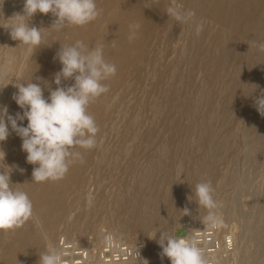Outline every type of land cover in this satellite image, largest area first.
Listing matches in <instances>:
<instances>
[{
  "label": "rangeland",
  "instance_id": "1",
  "mask_svg": "<svg viewBox=\"0 0 264 264\" xmlns=\"http://www.w3.org/2000/svg\"><path fill=\"white\" fill-rule=\"evenodd\" d=\"M163 1L165 20L153 28L149 2L137 7L133 1L129 21H117L112 28L116 38L105 43L104 58L117 67L115 83L88 108L92 116L99 108L97 144L81 149L89 154L83 182L66 188L51 247L66 237L98 263L106 232L145 247L138 261L126 264H171L161 258V248L152 247V238L160 229L183 236L187 229L207 225V210L199 207L193 193L197 183L210 181L214 198L223 205L215 210L221 230L234 234L237 245L235 254L218 264H264V116L255 104L264 95V49L186 0ZM170 6L191 12V20L177 22L166 12ZM23 8L24 0H0V25L12 23L10 18L23 14ZM54 19L51 13L37 12L29 21L30 26L45 28L43 45L31 59L0 26V61L9 52L16 58L0 79V107L7 106L10 115L22 112L12 99L18 91L10 83L14 76L22 73L25 83L33 77L46 98L57 87L51 79L62 67L56 54L61 46L74 44L80 26L47 29ZM106 21L104 17L99 22V32ZM200 22L204 27L197 35ZM133 23L140 28L130 41ZM72 83L67 80L62 86ZM18 123L27 126V120ZM9 130L8 139L0 142L6 153L0 170L12 166L11 187L29 195L28 179L15 168L11 147L20 137L10 125ZM40 184L34 183V193H40ZM185 208L189 215H184ZM55 210L54 203L47 208L49 213ZM135 215L150 220L146 233L134 230ZM35 227L40 231L41 224ZM6 233L11 230H0L1 240ZM1 240L0 264L5 248Z\"/></svg>",
  "mask_w": 264,
  "mask_h": 264
},
{
  "label": "clouds",
  "instance_id": "2",
  "mask_svg": "<svg viewBox=\"0 0 264 264\" xmlns=\"http://www.w3.org/2000/svg\"><path fill=\"white\" fill-rule=\"evenodd\" d=\"M102 11L96 0H24L23 14L16 13L10 18L12 23L0 26L9 30L10 38L19 42L16 47L22 46L31 59L45 39V28L29 25L37 12L51 13L55 19L47 29L60 31L66 25L86 26L95 21ZM166 12L180 23H187L192 18L191 12L174 6L168 7ZM203 27V22L197 25V35L203 31ZM129 28L131 41L136 38L140 25L133 23ZM260 47L264 49V44ZM15 59L12 52L3 57L0 61V79L8 74ZM55 59L62 67L54 74L57 87L49 90L47 98L40 84L32 82L33 77L25 83L21 73L14 76L15 81L12 78L10 83H14L18 89L12 99L22 112L13 116L8 113L7 106L0 107V142L8 139L10 125L11 130L21 138V149L27 154V163L35 166L32 178L37 183L62 179L73 164L78 161L83 163V154L75 149L89 150L96 146L99 127L88 108L109 91V86L104 82L117 73L116 65L105 60L102 44L89 48L78 40L72 45L61 46ZM67 80L74 83L62 86V81ZM255 104L257 111L264 116V95L257 98ZM25 120L27 126L18 123ZM5 155L0 149V161H4ZM6 167L7 172L0 170V230L4 231L22 225L33 216V203L29 195L11 187L12 166ZM178 168L182 172V165H178ZM213 192L211 182L204 181L196 184L193 193L199 207L207 210L204 222L210 228L222 224L215 210L223 205L214 198ZM193 195L188 197L190 201ZM183 212L184 215L190 214L187 208ZM157 243L162 249L161 258L167 257L171 264H208L202 249L192 237H177L160 231ZM39 264H66L64 253L56 247H48L39 254Z\"/></svg>",
  "mask_w": 264,
  "mask_h": 264
},
{
  "label": "bare ground",
  "instance_id": "3",
  "mask_svg": "<svg viewBox=\"0 0 264 264\" xmlns=\"http://www.w3.org/2000/svg\"><path fill=\"white\" fill-rule=\"evenodd\" d=\"M133 1L138 5L137 7H142L149 2V11L155 16V20L149 22V27L153 28L152 26L165 20V2L163 0H96L97 6L103 10L102 14L88 25L80 26L79 32L74 39V43L80 40L87 46L92 45L94 47L102 44L105 48V43L108 40L112 41L116 38V34L112 33V28L116 22H119L120 19L123 20L124 23L129 21V13L131 12L129 4H132ZM186 1L189 5L197 7L204 15L211 16L224 26L235 29L243 35L254 38L260 45L264 44V0ZM104 17L107 19V25L104 31L99 32L97 27L101 19ZM55 73L56 72L53 71V74H51L52 80H54ZM65 82L66 81H62V84ZM114 83L115 80L114 77H112L109 79V84L107 85L111 88ZM94 118L98 125L100 120L98 105L95 108ZM21 144V138H18L14 140L11 147L13 154L17 157L15 159V168H17L22 176L28 179L25 184V189L30 192L29 197L33 203V218H29L22 225L12 229L13 231L11 230V234L7 235L6 233L2 237V240L0 239L2 243L5 244L3 250L4 257H2L1 264H39V254L45 251L48 247H51L52 241L56 236V222L57 218L62 216V212L64 211L62 200L64 199L66 188L69 185L79 186L82 184V172L89 158L87 151L78 149L77 151H80L83 154V163L78 161L73 164L68 173L60 180L41 182L39 189L40 193L37 194L34 193L32 189V186L35 183L32 180V171L35 166L31 165V167H28L29 163L26 161V156L22 157V153H20L22 151ZM21 169H23V171H21ZM53 203L56 205V210L49 213L47 208ZM134 217L136 222L134 230L140 233H146L150 226V220L147 218L141 219L137 215ZM163 219L167 220V217ZM37 222L41 224L40 231L35 227V223ZM194 230H196L195 227L189 232L192 233ZM160 231L164 230L160 229L157 231L155 235L156 238L152 244L153 248H160L157 243L160 237ZM40 232L41 235L39 234ZM113 237L114 235L111 233H109V235H107L106 232L104 233L103 248L99 254V261H96L98 263H95L90 254L82 249L83 246L71 243L66 237L63 238L62 236L60 240L57 239L55 247L63 251L66 264H91L92 262H94V264H126L131 262V260L136 261L137 259L134 258L128 260L108 259V255L105 254V251L107 250V240H110ZM95 245L96 243L94 241V246ZM144 250L145 247H143L140 258L142 257ZM74 255L78 256L80 259L75 260ZM219 262L220 260H218L217 264Z\"/></svg>",
  "mask_w": 264,
  "mask_h": 264
},
{
  "label": "built area",
  "instance_id": "4",
  "mask_svg": "<svg viewBox=\"0 0 264 264\" xmlns=\"http://www.w3.org/2000/svg\"><path fill=\"white\" fill-rule=\"evenodd\" d=\"M177 237L194 238L197 246L202 249L207 258L208 264H217L218 260L231 258L237 248L234 234L223 232L220 225L215 228H210L207 224L196 228L192 233L187 229V234ZM106 248L105 254L108 255V259L112 258L115 260L136 259L138 252V258H140L143 251L142 244L127 243L116 237L107 240Z\"/></svg>",
  "mask_w": 264,
  "mask_h": 264
}]
</instances>
